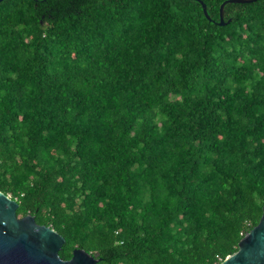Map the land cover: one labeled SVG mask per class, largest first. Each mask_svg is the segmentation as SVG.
<instances>
[{
  "label": "trees",
  "instance_id": "16d2710c",
  "mask_svg": "<svg viewBox=\"0 0 264 264\" xmlns=\"http://www.w3.org/2000/svg\"><path fill=\"white\" fill-rule=\"evenodd\" d=\"M2 0L0 191L95 264H219L264 206V0Z\"/></svg>",
  "mask_w": 264,
  "mask_h": 264
},
{
  "label": "water",
  "instance_id": "95a60500",
  "mask_svg": "<svg viewBox=\"0 0 264 264\" xmlns=\"http://www.w3.org/2000/svg\"><path fill=\"white\" fill-rule=\"evenodd\" d=\"M2 0H0L1 2ZM202 6L209 19L206 5ZM256 0H225L219 7V25H225L223 8L227 3H249ZM15 198L0 191V264H95L96 254L74 248L69 259L59 256L65 239L52 227L36 223L34 216H18ZM237 250L219 264H264V206L258 223L238 242Z\"/></svg>",
  "mask_w": 264,
  "mask_h": 264
}]
</instances>
